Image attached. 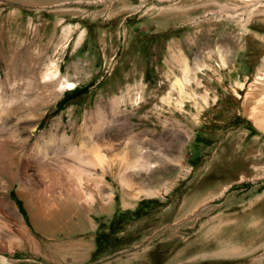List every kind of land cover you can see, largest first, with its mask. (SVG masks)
<instances>
[{
  "label": "rangeland",
  "instance_id": "374dc122",
  "mask_svg": "<svg viewBox=\"0 0 264 264\" xmlns=\"http://www.w3.org/2000/svg\"><path fill=\"white\" fill-rule=\"evenodd\" d=\"M258 68L264 0H0V264H264Z\"/></svg>",
  "mask_w": 264,
  "mask_h": 264
},
{
  "label": "bare ground",
  "instance_id": "6f19581e",
  "mask_svg": "<svg viewBox=\"0 0 264 264\" xmlns=\"http://www.w3.org/2000/svg\"><path fill=\"white\" fill-rule=\"evenodd\" d=\"M258 72L260 74V77L264 78V69L258 68ZM51 74L54 76V75H56V72H52ZM257 85H258V83L254 79V81L251 84H249L247 92H246V97H252V99L254 101V104L252 105V108H251V113H254L255 110H257V105L259 104L260 101H262V103H264V93H256L257 88H258ZM63 86L68 87V88H73L74 84H72L71 82L65 81L64 83L60 84L61 88ZM262 115H263V118H262L261 122L264 124V112H262ZM5 144L2 145V143H0V169L3 173L7 172V175L9 174V176H10V173H12V169H13L14 165L16 164V161L14 159H12L11 157H9V158L7 157V154H6L7 150L2 149L3 147L6 146ZM79 161L82 162L83 158L80 157ZM97 161L102 163L104 161V159L101 157H98Z\"/></svg>",
  "mask_w": 264,
  "mask_h": 264
},
{
  "label": "trees",
  "instance_id": "16d2710c",
  "mask_svg": "<svg viewBox=\"0 0 264 264\" xmlns=\"http://www.w3.org/2000/svg\"><path fill=\"white\" fill-rule=\"evenodd\" d=\"M63 101H64V99H63L62 101L58 102V103H57V106L62 105V102H63Z\"/></svg>",
  "mask_w": 264,
  "mask_h": 264
}]
</instances>
